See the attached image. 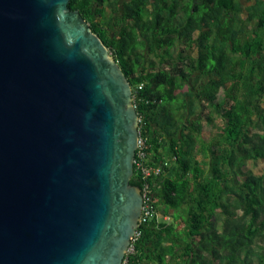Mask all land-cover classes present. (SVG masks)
<instances>
[{"label":"trees","instance_id":"obj_1","mask_svg":"<svg viewBox=\"0 0 264 264\" xmlns=\"http://www.w3.org/2000/svg\"><path fill=\"white\" fill-rule=\"evenodd\" d=\"M69 7L131 83L143 162L160 168L144 178L134 165L151 216L123 264H264V170L245 169L264 159V0Z\"/></svg>","mask_w":264,"mask_h":264},{"label":"water","instance_id":"obj_2","mask_svg":"<svg viewBox=\"0 0 264 264\" xmlns=\"http://www.w3.org/2000/svg\"><path fill=\"white\" fill-rule=\"evenodd\" d=\"M69 2L0 0V264H123L140 226L132 86Z\"/></svg>","mask_w":264,"mask_h":264},{"label":"built area","instance_id":"obj_3","mask_svg":"<svg viewBox=\"0 0 264 264\" xmlns=\"http://www.w3.org/2000/svg\"><path fill=\"white\" fill-rule=\"evenodd\" d=\"M144 145H145V140H143L142 138L139 137V145H138V148H137V150H139V154H138V158L135 159V161H134V165H136V168L141 171L142 176L145 178V177H148V176H150L151 174H154V173L158 174L160 172V168L152 167V166L144 164V162H143V159L145 157V154H144V151H143ZM142 191H143L144 199L146 201L148 200L149 202H147L143 206L142 215H141V221L145 220L146 218L151 216V211L149 209L150 208V199H151V197L149 195V187H148L147 184L144 185V188H143ZM163 219L164 220H168L169 217L168 216H164ZM136 236H138L137 231H136L133 239ZM129 250H131V247L128 249V251Z\"/></svg>","mask_w":264,"mask_h":264},{"label":"rangeland","instance_id":"obj_4","mask_svg":"<svg viewBox=\"0 0 264 264\" xmlns=\"http://www.w3.org/2000/svg\"><path fill=\"white\" fill-rule=\"evenodd\" d=\"M170 71H171L170 68L162 69L163 73H168ZM245 169L246 170H251L255 174L262 173L263 170H264V159L259 160L257 165H253L252 163H248L247 166L245 167ZM164 216H166V215H163L162 217H164Z\"/></svg>","mask_w":264,"mask_h":264},{"label":"clouds","instance_id":"obj_5","mask_svg":"<svg viewBox=\"0 0 264 264\" xmlns=\"http://www.w3.org/2000/svg\"><path fill=\"white\" fill-rule=\"evenodd\" d=\"M143 190V189H142ZM142 193H143V191H142Z\"/></svg>","mask_w":264,"mask_h":264}]
</instances>
